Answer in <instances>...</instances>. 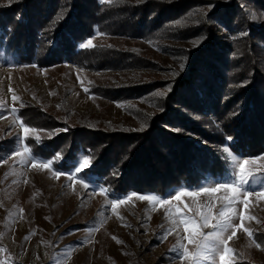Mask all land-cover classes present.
<instances>
[{
    "label": "rangeland",
    "instance_id": "obj_1",
    "mask_svg": "<svg viewBox=\"0 0 264 264\" xmlns=\"http://www.w3.org/2000/svg\"><path fill=\"white\" fill-rule=\"evenodd\" d=\"M235 2L221 0V9L228 8L229 18L226 12L223 18L217 15V2L196 9L200 14H210L218 42H222V61L215 64L224 77L236 76L235 72L250 68L252 63L264 74V7L256 11L249 2ZM248 38L253 41L251 47L247 45ZM91 39L93 46L128 52L137 59L126 67L117 62L118 58L110 57L105 65L89 69L66 63L40 68L17 64L0 50V264H191L181 258L178 244L194 252L195 244H189L188 237L199 228L206 206H211L216 215L233 193L220 189L184 196L179 201L175 195L178 191L199 192L202 187L230 182L233 165L226 162V147L242 161L248 160L245 171L254 173L264 172V153L245 156L232 151L226 139L227 112L223 113L219 86L203 66L197 74L196 68L188 66L186 57L193 51L187 42H166L147 33H96ZM202 75L210 81L214 95L201 82ZM190 78L193 83H189ZM245 83L235 77V86L244 87ZM257 94L261 109L264 85H258ZM14 96L18 99L13 100ZM177 114L190 121V126L175 120ZM153 117L157 126L164 124L162 128L179 133L196 148L216 152L218 175L203 173L197 185L172 188L161 195L115 194L86 173L90 167L79 173L89 185L85 188L79 180L68 179L69 170H59L61 175L57 176L53 164L49 169L34 167L27 154L16 155L21 148L17 137L23 135L22 118H27L26 126L39 130L28 139L36 141L37 136L41 140L60 136L71 126L84 124L107 133H127ZM195 126L202 128L205 135ZM85 156L79 151L74 162ZM203 163L200 162L202 166ZM244 187L252 194L239 197L245 203L232 205L238 214L233 221L237 227L227 246L234 250L232 264H264V175H257ZM141 196H158L170 203L143 200ZM117 199L125 202L113 209L111 201ZM216 264H220L218 256Z\"/></svg>",
    "mask_w": 264,
    "mask_h": 264
},
{
    "label": "trees",
    "instance_id": "obj_2",
    "mask_svg": "<svg viewBox=\"0 0 264 264\" xmlns=\"http://www.w3.org/2000/svg\"><path fill=\"white\" fill-rule=\"evenodd\" d=\"M232 1L249 2L256 11L264 7V0ZM214 3L219 11L217 15L220 13L219 17L223 18L226 12L229 18L228 8L221 9V0H115L112 3L101 0H4L0 3V50L20 65L46 68L66 63L89 69L105 65L110 57L118 58L117 62L123 67L137 59L134 54L111 47L80 46L96 33L110 36L147 33L166 42H187L193 51L186 57L188 66L196 68L195 74L200 73L199 68L203 66L212 73L219 86L217 91L218 96L223 97V113L227 112L224 118L227 137L232 138V151L245 156L258 155L264 153V106L259 109L257 87L264 85V74L254 63L243 70L245 72H235L236 76L224 77L220 72L215 63L222 61L223 50L217 29L210 14H200L196 10ZM246 42L250 47L253 45L251 38ZM192 54H195L193 58ZM235 77L241 83L246 81V85L235 86ZM193 80L190 78L188 82L193 83ZM200 80L211 94L216 93L203 75ZM22 119L27 124V118ZM175 120L185 126L191 124L178 114ZM156 124L153 117L127 133H107L87 124L71 126L66 134L44 139L42 143L28 140L27 144L35 158L52 160L53 167L61 171L70 170L77 153L82 151L92 158L86 173L115 194L161 195L172 188L197 185L203 173L218 175L216 152L196 148L179 133L162 128L164 124ZM195 128L205 135L202 128ZM58 154L59 160L56 159ZM236 264L246 263L239 261Z\"/></svg>",
    "mask_w": 264,
    "mask_h": 264
},
{
    "label": "snow or ice",
    "instance_id": "obj_3",
    "mask_svg": "<svg viewBox=\"0 0 264 264\" xmlns=\"http://www.w3.org/2000/svg\"><path fill=\"white\" fill-rule=\"evenodd\" d=\"M11 2V0H10ZM83 48H89L93 46V41L89 38L85 43L80 45ZM11 91V89H10ZM87 91V89H85ZM162 95V93H161ZM18 99L17 97H13V100ZM15 112V109H12ZM17 119H19L17 117ZM20 127L23 130V135H18L17 139L21 144L20 150L17 151L16 155L23 156L25 154L28 155L30 161L32 162L34 167H43L46 169L51 168L53 161H40L37 162L35 157L31 154L30 147L26 143L29 139L31 133H35L39 130L26 126L24 122L20 121ZM37 143H42V140L37 136ZM227 140H231V137H227ZM225 153H227V161L233 165L232 175L233 179L230 182H218L215 187H202L200 191L190 190V191H178L175 195V199L177 201L181 200L184 196H197L200 192H216L220 189H228L233 193L231 200L223 205V207L219 210L216 215H213L211 206H206L207 211L202 213L200 216V225L199 228L194 230V235L188 237L189 244H195V251L189 252L188 248L185 247L184 244H178L180 249L181 258H185L190 260L191 264H216V257L218 256L220 264H232L231 254L233 253V249L228 247V241L235 236L234 229L237 227L233 223L235 219L238 218V214L234 213V209L232 207L233 204L245 203L244 200L239 199V197L244 195H251L252 193L245 189V185H247L252 179H255L257 175H264V172L254 173L251 171H245V165L249 163L248 160H241V158L237 157L233 153H231L228 148L224 149ZM61 157L58 154L56 159L59 160ZM92 158L89 156H85L81 159H78L74 162L72 168L68 172V179L70 181L79 180L81 184L85 188H88V184L84 182V180L80 179L79 173L91 166ZM57 176L61 175L59 170H54ZM101 193L107 194L106 190L101 188ZM140 199L149 200V201H157L161 204L170 203V201L166 198L158 197V196H141ZM123 199H117L111 201V207L115 209L118 205L124 203ZM246 206V205H245ZM22 211V210H21ZM215 220V223H211V220ZM175 223V221H173ZM187 222V220L185 221ZM203 228H211L212 231L202 232L200 229ZM229 230H233L231 235L225 237V233L229 232ZM245 232H248V229H244ZM251 236V233L249 232ZM259 247V245H257ZM176 250L175 248L173 249Z\"/></svg>",
    "mask_w": 264,
    "mask_h": 264
}]
</instances>
